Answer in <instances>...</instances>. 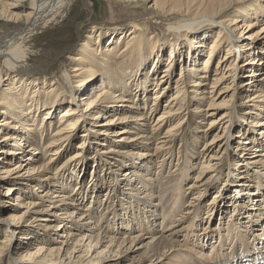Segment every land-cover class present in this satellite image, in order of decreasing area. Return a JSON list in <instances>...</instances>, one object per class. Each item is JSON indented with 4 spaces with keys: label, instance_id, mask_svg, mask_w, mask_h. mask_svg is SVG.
<instances>
[{
    "label": "bare ground",
    "instance_id": "obj_1",
    "mask_svg": "<svg viewBox=\"0 0 264 264\" xmlns=\"http://www.w3.org/2000/svg\"><path fill=\"white\" fill-rule=\"evenodd\" d=\"M137 1L128 0L132 4ZM151 1L160 23L177 40L170 35L166 43H160L161 39L150 38L152 35L146 33L147 24L135 20L129 23L132 28L125 33L127 39L121 41L124 44L120 47V40L112 36L117 32L124 34L123 31L110 32L111 29L100 30L98 26L91 29L88 41L80 47L68 40L61 44L39 43V34H56L64 25L65 31L74 29L81 36L92 20L93 0L84 1L87 18L78 25L67 23L76 0H0V156L6 154L0 160V188L11 182L4 187V197H0V207L8 204L10 214L0 221L14 235L33 222L44 230L33 235L40 242L35 250L18 258L14 257V249H10V238L0 241V264H42L59 259L58 264L264 263V120L249 122L251 114L264 115V24L254 31L259 22L230 15V10L235 11L238 5L250 0ZM133 9L138 7L135 5ZM191 14L207 17L219 27L208 48L206 41L214 36L213 29L192 39L185 32L193 28L178 29L177 22ZM107 34L111 43L102 48ZM179 38L185 41L179 42ZM258 41L263 43L257 47ZM51 45L59 46L50 48ZM164 46L170 52L169 58L173 57L158 73ZM222 46L227 53L211 69ZM149 53L154 55L148 56ZM177 55L187 58L188 63H181L175 91L153 122V114L172 89ZM64 56L78 62L73 74L63 69L58 76L67 89L60 84L55 87L52 82L43 88L46 79H42L54 72L57 61ZM242 70H250L247 81L233 86ZM100 71L112 74L113 78L99 76ZM120 75L123 83L117 87L114 78ZM129 81L133 83L130 88L135 90L127 88ZM152 84H155L153 103L147 106V92ZM240 86L250 105L239 118H249L251 127L234 135L235 146H231L241 150V154L234 155L236 151L228 150L233 130L231 102L236 92L241 93ZM96 88L100 89L94 94ZM114 88L119 90L114 92ZM63 92L69 95L64 96ZM220 107L227 108L219 117L203 121L196 134L191 133L196 116L207 117ZM112 111L116 114L101 123L102 130H98L101 138H94L90 132L97 129L94 126L91 129L90 125L99 126L98 121L106 119ZM57 118L59 121L54 122ZM82 127V140L76 144L78 150L69 160L62 161L64 153L71 149L76 131ZM114 136L121 143L111 146ZM200 138L204 140L198 153L195 146L200 144ZM99 139L107 147L102 153L121 159L109 161L106 156L108 171L115 172L112 177L129 163L121 175L123 178L104 179V174H100L98 181L84 183L76 175L60 174L74 168L73 163L82 159L85 149L94 147ZM189 139L193 145L187 144ZM178 140L181 148L188 147L185 152L188 158L182 164L179 153L172 166ZM19 151L29 155L24 161L9 162L8 157L16 158ZM234 165L243 168L238 170L242 178L232 173ZM194 170L197 172L191 178ZM254 180L253 187L250 184ZM31 181L38 183L31 190L15 195L12 188L15 184L28 185ZM119 183L126 186L118 200L109 186ZM105 185H108L106 199H100L98 194ZM220 185H224L222 193ZM214 189L217 191L210 196L212 199L202 207ZM234 196L240 201H232ZM11 197H15V206L10 203ZM131 206L139 211L133 214ZM217 214L220 222L213 224ZM255 226L257 229H253ZM55 232L58 236L54 241L51 235ZM123 232L126 233L122 235ZM25 233L27 238L31 237L29 230ZM216 236L220 239L217 245L213 242ZM196 237L202 245L195 242ZM65 256L68 260L62 261Z\"/></svg>",
    "mask_w": 264,
    "mask_h": 264
},
{
    "label": "rangeland",
    "instance_id": "obj_2",
    "mask_svg": "<svg viewBox=\"0 0 264 264\" xmlns=\"http://www.w3.org/2000/svg\"><path fill=\"white\" fill-rule=\"evenodd\" d=\"M84 1H87V0H76V3L74 5V7H73V10H72V12H71L68 20H67V23L69 21L70 24L73 23V24H77L78 25L79 24L78 22L80 20H83V21L86 20V18H87V15H86L87 9L84 6ZM130 1H132V0H130ZM93 4H94V6H93L94 12L92 13V17H91L92 20H90L88 22L87 29L82 33L81 36H78L75 33L74 29H72L70 31H68V30L65 31L64 30L65 25H64L59 31L55 32L56 34H53V33H41V34H39V36H38L39 43L40 42L41 43H47V42H49L50 44H52V42H54V43H60L61 44V43L65 42V40L66 41L68 40V41H72L71 44H73V45L75 43H78L79 44L78 47H80L81 44H83L84 42H87L88 41L87 35H89V34L92 33V30L91 29H93V27H95V26H98V28L100 30L101 29H104V28H108V29H111L110 32L123 31L124 34H120V32H117L118 34L117 33L116 34H113L115 36H112V33L109 32L111 34L110 37H109L108 34L106 36H104V42L101 45L102 48H103L107 44L111 43L109 41V38H111V36H112V38H114L116 40L117 39L120 40V43H119V47H120V46H122L124 44L123 42L121 43V41L123 39H124V41L127 39L126 37L128 35H126V34L132 28L131 27L132 24H129V23L132 22V21H135V20L137 22H141L142 25L147 24L149 31H147L146 33H150L152 35L150 38H154L156 36L157 39L158 38L161 39L160 43H163V42L166 43L165 41L167 40V38L170 35L173 36V38L175 37V40H177V38H178V37L174 36L173 34H171L172 32H170V33L167 32L166 31V26L163 23H160L161 20L158 19L159 16H158V14L155 13L156 10H154L153 1H151V0H148V1L147 0H138L136 4L129 3L128 0H93ZM135 5L138 7V9H133V6H135ZM111 7H113V9ZM110 9H111L112 12L110 11ZM229 13H230V15H234V16L235 15H240L241 17H243L244 19L246 18V20L247 21L249 20L250 22H252V21L259 22L260 25H256L254 31L259 30V29H261V27L264 24V0H250V1H247L244 4L238 5L235 11L230 10ZM191 15H192L191 17L190 16H187L184 19V21H180V22L178 21L177 22L178 29L179 28H184L183 26H185L186 28H193V29L199 27V29L197 31H193V29H192V30H189V31H186L185 32V33H189V39H192L195 36L200 38L202 36L201 34H203L206 31L207 32H210L213 29L214 36L212 38L210 36L207 39V41H206L205 47L208 48V46L213 41V39L215 38V36L218 35V33H219L218 32L219 31V27L217 26L216 23H214L213 21H211L207 17H199V16H197L195 14H191ZM107 22H108V24H107ZM69 23H68V25H69ZM208 24H211V26L208 25ZM99 25L100 26L102 25V27L100 28ZM205 25H208L209 27L206 26V27L203 28L202 26H205ZM176 31L180 32L181 30H176ZM195 32H196V35H193V34L191 35V33H195ZM180 41H185V38H179V42ZM262 43L263 42L258 41V42H255L256 45L254 43H253V45H255V46L258 47ZM55 46H59V45H51L49 47L52 48V47H55ZM165 48L166 47L164 46L163 47L164 54L161 55L163 59L160 62V65L158 66V69L159 70H156V72H158V73H160L161 70H163L166 67V65L168 64L169 59H172V57H173L172 56L171 58H169L170 57V52L167 51V49H165ZM221 48L222 49L217 54V56L214 58L211 66H210L211 69H214V67L216 66V63H217L218 59L221 58L223 55H225L227 53V49L225 47L222 46ZM149 55L153 56L154 53L153 54L152 53H149L148 56ZM235 59H236V57H235ZM117 61H119V60H117ZM175 61H176L175 65H174L175 66V71L173 72V75H172V83H171L172 89H171V91H169V93L160 102V105H159L160 106V109L157 110L153 114V117H152L153 118L152 119L153 122H155V120L157 119V115L161 112V106H163L164 103H166L168 101V98L175 91V88L173 89V87L176 85V81L178 80V78L180 76L181 63H184L183 65H187V63H188L187 58L184 60V58L179 57V55L176 56L174 62ZM148 62L151 64L152 58L149 59ZM77 63H78L77 61L68 60L64 56L61 60L57 61L56 67L54 68V72L53 73H50V74H46V76H44V78L42 80L46 79V82H44V85H42V87L43 88H46L47 85L50 82H52V84H55V87H57V84H60L61 86H64L65 87V85L62 83V80L59 79L58 76L60 75V72L63 69H65L70 74H73L74 72H72V70L77 65ZM199 64H201V65L203 64V59L202 58H201ZM249 73H250V70H242V72H240L239 78L236 79L235 84H233V86L236 85V84L242 85L243 83H245L247 81V79H248L247 78V75ZM98 74H99V76H104L106 78H109L110 76H111V78H113L111 73H110L111 74L110 76L107 73L102 72V71L98 72ZM114 79H116L114 82L116 83L117 87L120 86L119 84L123 83V82H121L123 80V76L122 75H120L119 77H116ZM173 80H174V82H173ZM130 85H133V83L131 82V84H130V81H129L127 83V85H126L127 88H130ZM5 87H7V86H4V88ZM252 88H255L256 89L257 87L256 86H252ZM65 89H67V88L65 87ZM99 89L100 88H96L95 91H94V94L96 92H99ZM130 89H132V88H130ZM154 89H155V84H152V85L149 86V89H148V92H147L148 93L147 94V106H151V103H153L152 96L155 93V91H153ZM234 89L235 88H233V90ZM118 90H119V88H116L114 92H117ZM132 90H135V89H132ZM240 90H241V93H237L236 92V95L233 96V99H232V102H231V105H232L231 109L234 108V112L232 114L233 130L230 133V140H232V141L230 142V145H229V149L228 150L230 152L236 151V153L234 155L241 154V150L240 149L234 150V148L231 146L233 144V140L235 141V136L234 135L237 132L239 133L240 131H242V129H244V128H249L250 129V127H251V124L249 125L248 124V121H247L249 118H246V119L245 118L244 119L243 118H239L240 113L243 112V111L244 112H247L249 110V106L248 105H250L249 102H247V99L248 98L246 97V93L244 94L243 91H242V86H240ZM255 91L256 90L251 91V93H255ZM232 93H233V91H232ZM128 94H130V92H128ZM62 95L68 96L69 95V92H66V93L63 92ZM239 95H240V97H239ZM132 97H134V95H132ZM229 98H231V97H229ZM238 106H239V111H237ZM253 107H255V106H253ZM225 108H227V107H220V108H218V111L217 112H215L214 114H212V112H210L209 116H207V117H205V116H196L197 117L196 120L193 121L194 122V125H193V128L194 129L191 128V133L193 135L196 134L195 131L198 132L197 127L198 126H203L201 124L203 121H205V120L208 121L211 118L219 117L226 110ZM255 109H257V108H255ZM60 111H61V109L57 113L58 116H59ZM115 114H116V112H113V111H112V113L107 114V118L106 119L104 118V119H101V120L98 121L99 122V124H98L99 126H96V124L90 125V128L91 129H94V128L97 129L95 133L90 132V133L93 134L94 138H101V134H99V132H98V130H102L101 127H103V126H101L102 125L101 123L107 121L108 118L113 117ZM133 114H137V112H133ZM42 115H44V113ZM42 115L38 119L40 122L42 121L41 120ZM251 116H252V118L249 120V122L250 121H252V122L253 121L258 122V121H263L264 120V115L254 117L251 114ZM55 121H59V118L54 119V122ZM93 126H94V128H92ZM120 127H121V124H120V126L118 125L116 128H114V130H118ZM201 128L202 129H205V127H201ZM83 129L84 128L82 127L78 131H76V137L73 140V143L71 145V149L69 151H67L66 153H64L63 158H62V161H64V159H68L69 160L70 159V156L73 155L78 150V147L76 146V144H78L82 140L81 134L84 131ZM258 129H260V128L258 127ZM217 130H218V128L216 129V131ZM188 137L190 138V134L188 135ZM102 139H105V138L102 137ZM111 139H112V142H110L111 143L110 144L111 146L121 143L120 141H117V139H118L117 136H114ZM203 140H204L203 138H200V144H197L195 146V149H196V151L198 153H199V150L203 147V142H201ZM39 142L40 141L38 139V141H36V143L39 144ZM189 142H190V139H189V141H188L187 144H191V142L190 143ZM102 143H104V142H102V140H100V139L99 140H96L95 143H94V147H92L90 145L88 148H86L85 151H84V153H83V155H82V159H80V160H78V161H76V162L73 163L75 165L74 168H72L70 170H64L60 174H66V175H70V176L76 175V176H78V179L84 181V183L85 182L91 183L94 180L98 181L100 174H104V179L107 178V179L113 180V179H117L118 177L123 178V176L121 177V175H122V173H124V171L126 169L129 168L127 166L129 163L127 162L126 163L127 165H125L123 163L124 166L126 167V169H124L123 171H119L121 173H117L116 176L112 177L111 174H113L115 172L108 171L110 165L107 162V159H108L107 157L110 158L109 161H111L113 159H115V160H121V159L114 158V157H110L112 155H106V154L102 153V150L103 149H107V147L105 145H103ZM191 145H193V144H191ZM233 145L235 146V143ZM238 145L239 144L236 143V146H238ZM180 146H181V144H180V141L178 140L175 143V146H174V154H173V157H174L173 158V162L174 163H172V166L178 160V154L179 153L182 155V164H185L183 162L186 161L187 158H188V154L187 155L185 154V152L187 150H189L188 147L181 148ZM260 149L263 151L262 148H260ZM141 150H144V149L142 148ZM0 151H1V149H0ZM1 154H2V152H0V155ZM28 155H29L28 152L23 153V152L19 151V153L16 155V158L13 159V156H11V157H8V158H10L8 160H10L9 162L16 163V162H19V161H24V159L27 158ZM5 157H6V154H3V156H0V160L3 161V158H5ZM226 157L227 156H225V158ZM191 158L193 159L194 157H191ZM244 158H246V156ZM136 161H138V160H136ZM117 163L118 162H116V164ZM100 165L101 166L105 165V167H103L101 169L100 168ZM252 166H254V165H252ZM73 169H75L77 171L75 172ZM242 169H243L242 167H240V168L238 167L237 168V165H234L232 173L234 175L239 176V178H242L243 175H242V172H240V171H242ZM238 170H240V171H238ZM196 172H197V170L191 171V173H190L191 178L194 176V174H196ZM253 177L255 178L256 176L254 175ZM104 179H102V182H106ZM181 179H183V178H181ZM190 180L191 179L187 180V182L184 184V188L190 183ZM31 182L32 183H29L28 185H26L25 182L22 183V184H15L14 187H12L15 190V195L22 194L23 193L22 190H24V191H27V189L28 190H31L32 189L31 186L37 185V183H38V181L37 182L31 181ZM255 182H256L255 180H254V182L252 181V183L250 185L254 187ZM8 185L10 186L11 185V182L9 184H5V183L2 184V187L0 188V192H2V194H0V197H2V198L4 197L3 196V193L6 192V190H5L4 187H6ZM17 185L20 186V187H18ZM125 186H126L125 184H120V183L117 184V185L112 184V185L109 186V190L110 191L112 190L113 191V192L111 191L112 192V195L116 199L119 200L121 198L120 197L121 196L120 195V192L125 189L124 188ZM223 186L224 185H220V190H221L220 193H222V191H223ZM115 188H119L120 191L119 192H116L115 191ZM107 189H108V185L107 186L105 185L104 187H102L100 189L101 191L98 194L100 199L105 198V194H106ZM216 191H217L216 189L212 190V192L208 195V197L203 201L202 207L204 206L205 203H207L208 201H210L212 199V197H210V196L214 192H216ZM189 192L190 191H188V193ZM187 195H190L191 196V193H189ZM122 197H124V196L122 195ZM14 198L15 197H11V200H10V203L12 204V206H15ZM124 198H122V199H124ZM232 201L239 202L240 200H239V197L238 196H234L232 198ZM85 203L82 206V208L85 206ZM129 203H130V201H129ZM92 205L93 206L95 205V201L93 202ZM129 205L130 204H127L128 207H129ZM7 206H8V204H6V207H4V206H1L0 207V218L5 217V216H8L10 214V211L8 210ZM130 209L133 211V214L134 213H137L139 211V210L135 209L133 206H131ZM120 213H122L123 215L125 214V212H120ZM256 213H259V211H257ZM231 214H232V212H231ZM262 214L264 216V211L262 212ZM217 216H218V214L216 215V217H214L216 220L214 219V223L213 224H217V223L220 222V219ZM205 217H207V216H205ZM223 217H225V214H224ZM125 219H127V222H130L131 223V221L127 218V216H126ZM222 221H223V219H222ZM25 224H27V223H25ZM134 224H135V222H134ZM208 225L209 224L206 223V227L205 228H207ZM136 226H138V225H136ZM213 226L215 227L216 225H213ZM158 227L160 228L159 225H158ZM136 228H138V227H136ZM253 229H257V227L255 226V227H253ZM9 230H10V228H8L7 225H5L3 222L0 221V241L3 242L4 240H6L8 238L11 239V241L9 242L10 249H14V251L16 252V254H15L14 257H16V258H18L19 256L26 255V254H28L30 252H33L35 250V247L37 246V244L40 243L39 240L36 241L33 238V235L35 234V232L43 233V231H44L39 226V223L38 222L28 223L26 226H24L22 228V230L20 231V233L17 234V235L12 234L11 232H9ZM27 230H29V233H30L31 237H28L27 238V234L25 233ZM137 231H138V229H137ZM57 233L58 232H55L54 234L51 235L52 240L53 239H54V241L56 240V238L58 236ZM82 233H85V232H82ZM124 233H126V232H123L122 235H124ZM176 239H179V238H176ZM196 239L197 240L195 242L198 243V244H200V245H202L197 237H196ZM201 240H205V238L204 237H201ZM210 240H212V239H210ZM205 242H206V240H205ZM213 242H214L215 245H217L220 242L219 237L216 236V239H214ZM210 247L211 246L208 244V249ZM67 260L68 259L65 256L62 261H67ZM55 261H57V262L54 263ZM60 261H61V259L54 260L53 263L48 262V261L41 262V263L42 264H58ZM12 262H14V260ZM166 262L168 263V261H166ZM64 263L65 262H63L62 264H64ZM155 263H157V261H155ZM5 264H11V262L10 263H7L6 262Z\"/></svg>",
    "mask_w": 264,
    "mask_h": 264
}]
</instances>
